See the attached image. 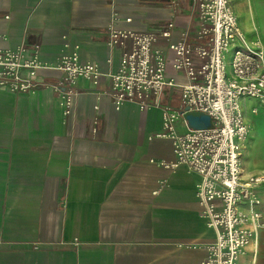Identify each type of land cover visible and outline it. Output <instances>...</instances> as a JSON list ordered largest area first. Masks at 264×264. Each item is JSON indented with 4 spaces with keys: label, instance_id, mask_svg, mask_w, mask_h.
Here are the masks:
<instances>
[{
    "label": "crops",
    "instance_id": "crops-1",
    "mask_svg": "<svg viewBox=\"0 0 264 264\" xmlns=\"http://www.w3.org/2000/svg\"><path fill=\"white\" fill-rule=\"evenodd\" d=\"M229 1L245 35L264 44V0H255L263 6L258 23L253 15L252 22L240 20ZM170 21L171 36H159L156 45L168 57V77L184 83L168 43L185 29L196 41L189 0L173 8L170 0H0L1 48L39 45L41 60L55 64L78 46L81 60L98 63L102 72L97 84L78 80L68 116L49 86L0 88V264H200L206 256L203 246L215 231L200 216V175L182 164H159L175 160L171 140L158 135L162 110L133 102L116 109L110 95L108 74L122 48L109 43V29L160 33ZM59 75L42 68L38 79L52 83ZM163 102L178 107L180 87L167 86ZM242 103L251 126L242 177L264 178V107ZM177 128L183 131L184 123ZM257 190L264 213V180ZM238 264H264V226Z\"/></svg>",
    "mask_w": 264,
    "mask_h": 264
},
{
    "label": "built area",
    "instance_id": "built-area-1",
    "mask_svg": "<svg viewBox=\"0 0 264 264\" xmlns=\"http://www.w3.org/2000/svg\"><path fill=\"white\" fill-rule=\"evenodd\" d=\"M180 1L170 0V7ZM189 1L197 18L196 41H190V31L185 29L168 43L172 68L184 72L187 81L178 83L168 77V57L156 45L159 36H171L173 21L160 33L111 27L109 43L122 52L117 69L108 74L110 95L116 109L133 102L143 110H162L163 131L158 135L171 140L175 160L159 164L168 168L182 164L200 175L196 184L200 216L215 231V239L203 246L207 254L200 264H238L264 226L257 190L264 178L244 179L241 160L251 130L242 102L256 100L264 107V44L245 35L229 0ZM117 16L114 12L113 17ZM42 68L57 69L61 75L52 83L43 82L38 79ZM101 75L98 63L81 60L78 46L62 54L55 64L41 60L39 45L0 47V88L35 92L49 86L60 97L65 116L73 112L78 80L97 84ZM167 86L180 87L178 107L163 102ZM188 111L209 115L210 125L191 127L184 116ZM179 121L185 125L183 131L177 128Z\"/></svg>",
    "mask_w": 264,
    "mask_h": 264
},
{
    "label": "rangeland",
    "instance_id": "rangeland-1",
    "mask_svg": "<svg viewBox=\"0 0 264 264\" xmlns=\"http://www.w3.org/2000/svg\"><path fill=\"white\" fill-rule=\"evenodd\" d=\"M232 3L239 15V19L246 20L248 22H252V15L255 21H258V8L262 10L263 6L259 4L258 1L255 0H232ZM258 25V24H257Z\"/></svg>",
    "mask_w": 264,
    "mask_h": 264
},
{
    "label": "water",
    "instance_id": "water-1",
    "mask_svg": "<svg viewBox=\"0 0 264 264\" xmlns=\"http://www.w3.org/2000/svg\"><path fill=\"white\" fill-rule=\"evenodd\" d=\"M184 116L187 119L189 125L193 128L209 126L207 125L210 123L209 115L201 111H188L184 114Z\"/></svg>",
    "mask_w": 264,
    "mask_h": 264
},
{
    "label": "trees",
    "instance_id": "trees-1",
    "mask_svg": "<svg viewBox=\"0 0 264 264\" xmlns=\"http://www.w3.org/2000/svg\"><path fill=\"white\" fill-rule=\"evenodd\" d=\"M207 125H210V123H209V124H207Z\"/></svg>",
    "mask_w": 264,
    "mask_h": 264
}]
</instances>
